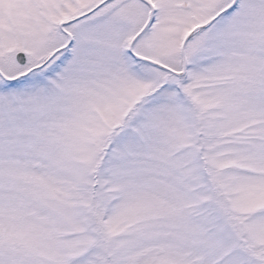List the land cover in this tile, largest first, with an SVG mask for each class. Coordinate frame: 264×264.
Masks as SVG:
<instances>
[{
    "label": "snow or ice",
    "instance_id": "1",
    "mask_svg": "<svg viewBox=\"0 0 264 264\" xmlns=\"http://www.w3.org/2000/svg\"><path fill=\"white\" fill-rule=\"evenodd\" d=\"M0 264H264V0H0Z\"/></svg>",
    "mask_w": 264,
    "mask_h": 264
}]
</instances>
